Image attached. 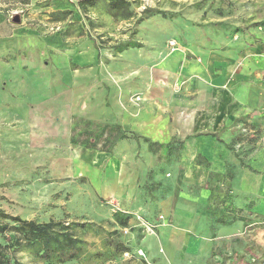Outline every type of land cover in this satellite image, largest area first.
I'll list each match as a JSON object with an SVG mask.
<instances>
[{"label":"rangeland","instance_id":"1","mask_svg":"<svg viewBox=\"0 0 264 264\" xmlns=\"http://www.w3.org/2000/svg\"><path fill=\"white\" fill-rule=\"evenodd\" d=\"M128 1L130 18L104 1L0 0V20L14 28L0 54V209L62 221L86 242L62 263L30 246L4 249L7 257L264 264V127L248 117L219 133L196 128L207 90L174 60L199 61L192 48H225L236 34L259 42L264 0ZM109 123L131 138L112 154L82 144ZM143 137L175 141L174 152L153 153ZM244 171L250 186L236 183ZM14 239L9 231L0 244Z\"/></svg>","mask_w":264,"mask_h":264},{"label":"crops","instance_id":"2","mask_svg":"<svg viewBox=\"0 0 264 264\" xmlns=\"http://www.w3.org/2000/svg\"><path fill=\"white\" fill-rule=\"evenodd\" d=\"M13 31L5 19L0 20V54L6 45L3 37H12ZM252 34L245 38L236 34L238 38H231L225 48H192V52L201 55L199 61L175 53L176 67L184 58L182 71L185 76L197 80L207 90L205 100L196 111L199 115L193 120L196 128L215 127L219 133L225 125L248 117L261 122L264 127V35L256 42V39L251 41ZM6 40L9 42L10 39ZM242 176L238 174L236 183L248 179L250 186L254 178L250 171H244ZM240 191L243 196L241 188Z\"/></svg>","mask_w":264,"mask_h":264},{"label":"trees","instance_id":"3","mask_svg":"<svg viewBox=\"0 0 264 264\" xmlns=\"http://www.w3.org/2000/svg\"><path fill=\"white\" fill-rule=\"evenodd\" d=\"M99 1H104L112 13H122L123 18H130L132 11L128 0H80L82 8L86 9L95 6ZM148 12V13H147ZM146 15L151 16L162 11L148 10ZM165 16V15H164ZM166 17V16H165ZM239 30L247 31L245 27H239ZM127 44L124 45V47ZM126 130L118 123H109L100 127V132L93 131L90 133V139L83 142L90 149H99L101 151L113 153L114 147L123 139L131 138ZM134 138L139 140L140 135L132 134ZM143 141L147 143V148L153 153L162 151L166 154L174 152L175 141L167 143L152 140L143 137ZM100 142L102 147H99ZM228 203V202H227ZM128 219L124 222L127 223ZM9 231L15 232V239L8 245L0 244V264H19L12 263L11 258L7 257L4 249L15 247V249H23L25 246L33 247L37 255L50 263H62L73 259L80 258L86 251V242L83 238L78 237L74 231L62 221L49 220L39 222L34 219H24L19 215H11L5 210L0 209V237Z\"/></svg>","mask_w":264,"mask_h":264},{"label":"built area","instance_id":"4","mask_svg":"<svg viewBox=\"0 0 264 264\" xmlns=\"http://www.w3.org/2000/svg\"><path fill=\"white\" fill-rule=\"evenodd\" d=\"M169 44H170V46L172 47V48H176V46H177V42H176V40H171L170 42H169ZM263 80H264V75H263ZM245 130H247L246 128H245Z\"/></svg>","mask_w":264,"mask_h":264},{"label":"water","instance_id":"5","mask_svg":"<svg viewBox=\"0 0 264 264\" xmlns=\"http://www.w3.org/2000/svg\"><path fill=\"white\" fill-rule=\"evenodd\" d=\"M16 20H19L18 16L16 17Z\"/></svg>","mask_w":264,"mask_h":264},{"label":"bare ground","instance_id":"6","mask_svg":"<svg viewBox=\"0 0 264 264\" xmlns=\"http://www.w3.org/2000/svg\"><path fill=\"white\" fill-rule=\"evenodd\" d=\"M147 121V120H146Z\"/></svg>","mask_w":264,"mask_h":264}]
</instances>
